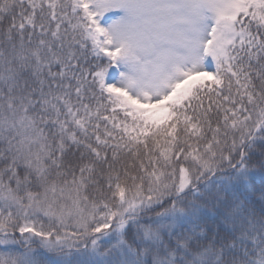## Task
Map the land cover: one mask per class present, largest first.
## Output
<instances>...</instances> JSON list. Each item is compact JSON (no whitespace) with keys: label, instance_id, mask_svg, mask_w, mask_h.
Masks as SVG:
<instances>
[{"label":"snow or ice","instance_id":"snow-or-ice-1","mask_svg":"<svg viewBox=\"0 0 264 264\" xmlns=\"http://www.w3.org/2000/svg\"><path fill=\"white\" fill-rule=\"evenodd\" d=\"M0 264H264V0H0Z\"/></svg>","mask_w":264,"mask_h":264}]
</instances>
